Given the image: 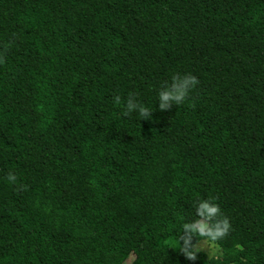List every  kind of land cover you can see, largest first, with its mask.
Returning <instances> with one entry per match:
<instances>
[{"label": "trees", "instance_id": "16d2710c", "mask_svg": "<svg viewBox=\"0 0 264 264\" xmlns=\"http://www.w3.org/2000/svg\"><path fill=\"white\" fill-rule=\"evenodd\" d=\"M200 199L231 230L189 260L173 241ZM131 255L264 264V0H0V264Z\"/></svg>", "mask_w": 264, "mask_h": 264}, {"label": "clouds", "instance_id": "9594fccd", "mask_svg": "<svg viewBox=\"0 0 264 264\" xmlns=\"http://www.w3.org/2000/svg\"><path fill=\"white\" fill-rule=\"evenodd\" d=\"M198 80L192 74L185 73L182 76H173L172 82L167 87L158 90L157 99L159 101L158 107L160 110L168 109L173 103L181 104L189 96L190 92L197 86ZM114 103L119 104L121 102L120 96L113 98ZM127 115L130 112L135 111L137 116L143 119L151 117L152 111L146 107L140 101H134L129 98L126 105ZM6 179L15 184L17 182V176L9 172ZM196 203L193 201V205L196 210V215L199 217L194 222H182L177 228V235L173 241L175 248L182 253L186 259L195 260L198 253L203 251L201 245L194 246L190 243L192 236H198L204 243L215 249L216 242L226 237L231 226L227 218L222 217L218 205L211 200L200 199ZM211 222V223H209ZM182 225V228L180 227ZM187 231L188 235L182 236L179 233ZM183 239V244L180 241ZM214 256V252H213ZM134 264V261L130 262Z\"/></svg>", "mask_w": 264, "mask_h": 264}, {"label": "rangeland", "instance_id": "374dc122", "mask_svg": "<svg viewBox=\"0 0 264 264\" xmlns=\"http://www.w3.org/2000/svg\"><path fill=\"white\" fill-rule=\"evenodd\" d=\"M199 245H201V247L203 248V252L207 253L208 256H213V252H214V256H217L221 252L217 246H215V249H212L211 246L204 243V241L199 242L196 246ZM134 257H135L134 255H131L129 259L125 262V264H130V262L134 259Z\"/></svg>", "mask_w": 264, "mask_h": 264}]
</instances>
